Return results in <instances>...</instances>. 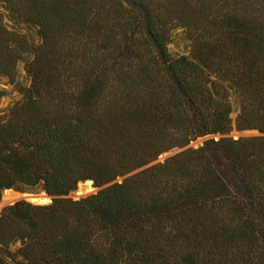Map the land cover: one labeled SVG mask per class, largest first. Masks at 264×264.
Instances as JSON below:
<instances>
[{
    "label": "trees",
    "instance_id": "obj_1",
    "mask_svg": "<svg viewBox=\"0 0 264 264\" xmlns=\"http://www.w3.org/2000/svg\"><path fill=\"white\" fill-rule=\"evenodd\" d=\"M0 9V79L29 77L0 119V201L54 197L2 210L0 264H264V0Z\"/></svg>",
    "mask_w": 264,
    "mask_h": 264
},
{
    "label": "rangeland",
    "instance_id": "obj_2",
    "mask_svg": "<svg viewBox=\"0 0 264 264\" xmlns=\"http://www.w3.org/2000/svg\"><path fill=\"white\" fill-rule=\"evenodd\" d=\"M2 11V9H0ZM7 24L12 26V23L6 20ZM25 31V30H23ZM169 50L173 55H185L188 53L189 46L187 36L183 29H177L171 34V43L169 44ZM29 86V77L27 76L23 63H20L17 69V77L12 83L6 78L0 79V119L5 117L9 108L14 105L16 102L21 101L24 98V93L26 92ZM232 118L235 119L238 113V107L234 104L233 106ZM258 135L255 131H246V132H237L233 130L230 134L233 138L239 137H250ZM180 150L165 154L162 156L160 161H163L164 158H167ZM84 187H87V193L89 195L95 193V188L91 185L85 184ZM3 196V195H2ZM3 198V197H2Z\"/></svg>",
    "mask_w": 264,
    "mask_h": 264
},
{
    "label": "water",
    "instance_id": "obj_3",
    "mask_svg": "<svg viewBox=\"0 0 264 264\" xmlns=\"http://www.w3.org/2000/svg\"><path fill=\"white\" fill-rule=\"evenodd\" d=\"M257 134L260 135L258 132H257ZM213 137L214 136H205V137L199 138L196 141L190 143L185 149L190 148V147H198L200 145H203V143H205L206 141H208L209 139H211ZM218 137H220V136H216L215 138H218ZM160 159H162V157H160L158 161H160ZM121 180L122 179H120L119 181H121ZM85 184L91 185L93 187V183L90 182V181L89 182H85V183H80L78 185V188H77L76 191L70 193L69 195H67L65 197L72 198V199H75V200H78V199L83 198V197H87L89 194L87 193V189L88 188L84 187ZM99 190L100 189L95 188V193L97 191H99ZM7 191H12V192H14L16 194L22 195L21 199L17 200L16 202H18V201H26V202L34 204V205H46V204L52 203V201L54 199V197L48 195L45 191H40V192H36V193H29V192H18V191H14V190L10 189V190H5L4 192H7ZM2 197L3 196H1V201H2ZM1 201H0V203H1ZM16 202L10 203V204H7V205H4V206L0 207V214H1L2 210L5 207L13 205Z\"/></svg>",
    "mask_w": 264,
    "mask_h": 264
},
{
    "label": "bare ground",
    "instance_id": "obj_4",
    "mask_svg": "<svg viewBox=\"0 0 264 264\" xmlns=\"http://www.w3.org/2000/svg\"><path fill=\"white\" fill-rule=\"evenodd\" d=\"M22 195L16 194L12 191H7L3 193V198L2 201L0 203V207L10 204V203H14L17 200L21 199Z\"/></svg>",
    "mask_w": 264,
    "mask_h": 264
}]
</instances>
